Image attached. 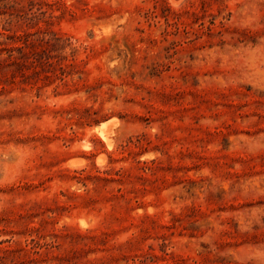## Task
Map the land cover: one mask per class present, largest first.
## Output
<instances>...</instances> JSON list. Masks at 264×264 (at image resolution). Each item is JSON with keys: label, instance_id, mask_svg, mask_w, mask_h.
<instances>
[{"label": "rangeland", "instance_id": "rangeland-1", "mask_svg": "<svg viewBox=\"0 0 264 264\" xmlns=\"http://www.w3.org/2000/svg\"><path fill=\"white\" fill-rule=\"evenodd\" d=\"M0 264H264V0H0Z\"/></svg>", "mask_w": 264, "mask_h": 264}, {"label": "bare ground", "instance_id": "bare-ground-1", "mask_svg": "<svg viewBox=\"0 0 264 264\" xmlns=\"http://www.w3.org/2000/svg\"><path fill=\"white\" fill-rule=\"evenodd\" d=\"M180 1H181V0H180ZM178 5H179V4H178ZM96 130H97V129H96ZM77 159H78V158H77ZM98 160H99V159H98ZM76 162H77V161H76ZM76 162H75V163H76ZM81 166H82V165H81ZM76 167H78V166H76Z\"/></svg>", "mask_w": 264, "mask_h": 264}]
</instances>
